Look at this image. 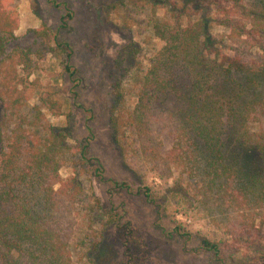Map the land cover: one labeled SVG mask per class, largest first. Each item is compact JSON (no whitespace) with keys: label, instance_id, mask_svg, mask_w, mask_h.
<instances>
[{"label":"trees","instance_id":"16d2710c","mask_svg":"<svg viewBox=\"0 0 264 264\" xmlns=\"http://www.w3.org/2000/svg\"><path fill=\"white\" fill-rule=\"evenodd\" d=\"M14 1L0 0V263L75 264L79 216L82 209L93 213L96 200L81 179L87 148L77 154L65 127L44 122L42 110L59 111L60 103L49 100V107L42 99L33 113L25 109L34 53L6 52L16 39ZM202 1L215 8V20L198 14ZM152 2L164 10L154 25L164 45L149 70L133 72L134 104L117 95L114 141L139 169L147 165L160 178H173L165 201L209 214L243 246L264 245V0ZM214 22L229 27L225 44L214 37ZM165 132L173 139L167 152ZM65 166L75 175L63 178ZM92 175L109 181L101 165ZM138 194L161 208L150 187ZM125 246V264H137L142 253L131 238ZM201 246L221 253L207 238Z\"/></svg>","mask_w":264,"mask_h":264},{"label":"rangeland","instance_id":"374dc122","mask_svg":"<svg viewBox=\"0 0 264 264\" xmlns=\"http://www.w3.org/2000/svg\"><path fill=\"white\" fill-rule=\"evenodd\" d=\"M152 1L15 0L12 7L16 39L6 52L20 48L34 53V67L25 74V109L33 113L42 99L49 107L51 101L60 103L59 111L42 110L44 122L65 127L77 154L87 148L81 179L96 200L93 213L81 210L71 246L74 263L125 264V243L131 238L133 250L142 253L137 264H264V245L243 246L209 214L165 201L173 178L164 180L147 165L139 169L137 159L123 155L114 141L111 115L117 95L134 104L133 72L149 70L164 45L154 29L164 10ZM196 6L199 15L216 19L215 8L207 2ZM229 31L227 25L213 23L219 43H226ZM161 141L163 152L173 145L166 132ZM99 165L110 182L92 175ZM60 175L68 178L75 172L65 166ZM111 181L129 184L134 192L116 189ZM146 186L161 208L138 194ZM205 238L219 244V256L202 248Z\"/></svg>","mask_w":264,"mask_h":264}]
</instances>
